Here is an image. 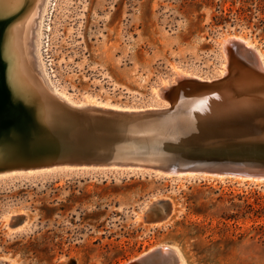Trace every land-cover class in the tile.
<instances>
[{"label": "rangeland", "instance_id": "1", "mask_svg": "<svg viewBox=\"0 0 264 264\" xmlns=\"http://www.w3.org/2000/svg\"><path fill=\"white\" fill-rule=\"evenodd\" d=\"M42 32L51 78L74 102L164 107L178 76L224 74L223 38L264 57V0H49ZM0 173L5 264H125L163 245L183 264H264V181L94 164ZM161 199L172 212L149 223Z\"/></svg>", "mask_w": 264, "mask_h": 264}, {"label": "water", "instance_id": "2", "mask_svg": "<svg viewBox=\"0 0 264 264\" xmlns=\"http://www.w3.org/2000/svg\"><path fill=\"white\" fill-rule=\"evenodd\" d=\"M17 14L0 19V33ZM231 38L233 40L228 43L227 49L230 57L228 70L233 69V76L229 72L225 77L215 76L212 82L218 86L215 87L218 91L222 85L228 86L235 80L238 69L244 64L243 57H258L256 49L246 46L242 39L236 40V36ZM224 39L222 44L225 51ZM1 41L0 37V148L21 147L22 144L30 147L33 142L35 148H31L34 149L30 151L31 154L44 155V159L50 156L47 146L63 142L64 145H83L85 150L75 156L78 158L73 157L76 161L67 156L65 161H58L57 166L124 165L166 175L193 173L264 181V103L251 109L256 110L253 113L235 107L218 115H191L180 104L179 94L184 90L178 86L180 83L203 85L208 81L185 77L162 87L160 95L169 101L166 109H142L137 113L125 111L108 115L107 111L103 113L99 108L76 110L65 104L66 108L77 114L73 122L59 126L54 122L38 125V98L26 101L6 85V63L2 58ZM232 52L237 57H233ZM60 104L63 105L62 102ZM61 121L65 123L64 119ZM26 136L29 137L27 141L20 142ZM179 152L189 153L190 157H175ZM171 212L172 203L169 200H158L146 212L147 221L163 222ZM150 261L153 264H183L179 252L171 246H156L125 264H148Z\"/></svg>", "mask_w": 264, "mask_h": 264}, {"label": "bare ground", "instance_id": "3", "mask_svg": "<svg viewBox=\"0 0 264 264\" xmlns=\"http://www.w3.org/2000/svg\"><path fill=\"white\" fill-rule=\"evenodd\" d=\"M48 3L49 0H0V19H6L10 15L18 13L14 20L4 28L1 37V53L6 63V85L9 90L13 91L16 95H21L26 101L38 98L39 104L36 105L38 125L44 122H54L59 126V124L67 125V122H73L77 114L66 108V105L76 110H95L99 108L103 113L107 111L108 115L125 113V111L127 113H137L138 110H141L120 108L108 103L106 105L79 104L74 102L67 92L54 83L41 53L42 29ZM231 40H233L231 37L223 40L225 44L224 52L228 61L225 65L226 69L223 70L224 74L221 75L222 77H225L227 72L230 73L231 77L233 76V69L228 70L230 57L228 56L227 49L229 47L228 43H231ZM236 40L242 41L246 46L254 48L249 39L237 37ZM256 52L258 53V57L255 59H250L248 56L243 57L244 64L238 69L239 72L235 80L228 86L222 85L219 91L218 88H215L218 86H214L212 82L216 78L204 79L203 77H199L203 82L208 81L203 83V85L199 83H185V87L183 83H180L178 87L184 90L182 94H179L181 106L191 115H207V113L218 115L221 112L232 111L231 109L235 107L243 108L242 110H250H246V112H255L256 110L251 109H255L256 106L264 103V57L257 49ZM232 54L233 57L234 55L237 57L235 52H232ZM240 60L242 61V59ZM184 75H180L177 78L187 76ZM167 107L148 109L158 111ZM61 119H64L65 123ZM262 120L264 122V117H262ZM28 138L26 136L20 142L24 141L25 143ZM50 145L47 146L50 156L44 159V155L40 157V154L35 156L31 154L30 151L34 150L31 148H35L33 147V142L30 144V147L22 144L21 147L13 145L9 149L0 148V161L2 162L0 172L56 165L58 161H65L67 156L78 158L75 156H79L85 150L83 145L81 147L72 144L64 145L63 142H59V144L51 143ZM178 155H182L184 158L190 157V154L186 152H179L175 157ZM74 160L76 161V159ZM188 174L193 175V173ZM181 175L185 174L180 173L178 176ZM0 264H5V262L3 263L0 260ZM148 264L153 263L150 261Z\"/></svg>", "mask_w": 264, "mask_h": 264}]
</instances>
